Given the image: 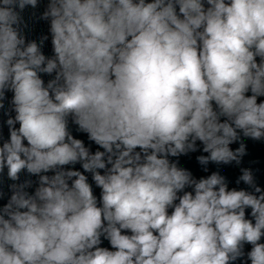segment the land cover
<instances>
[{
    "label": "clouds",
    "instance_id": "obj_1",
    "mask_svg": "<svg viewBox=\"0 0 264 264\" xmlns=\"http://www.w3.org/2000/svg\"><path fill=\"white\" fill-rule=\"evenodd\" d=\"M42 2L0 0V264H264V0Z\"/></svg>",
    "mask_w": 264,
    "mask_h": 264
}]
</instances>
